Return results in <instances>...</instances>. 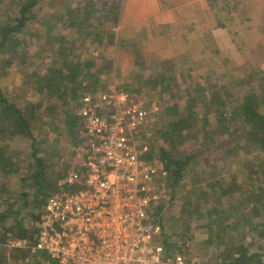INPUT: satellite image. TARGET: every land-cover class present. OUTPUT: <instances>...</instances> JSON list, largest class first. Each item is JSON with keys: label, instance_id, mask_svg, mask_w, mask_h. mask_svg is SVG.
Instances as JSON below:
<instances>
[{"label": "rangeland", "instance_id": "374dc122", "mask_svg": "<svg viewBox=\"0 0 264 264\" xmlns=\"http://www.w3.org/2000/svg\"><path fill=\"white\" fill-rule=\"evenodd\" d=\"M15 1L0 0V21L6 18L7 11H14ZM99 1L38 0L30 10L33 20L29 21V31L17 35L21 43L17 48V59L12 64L5 63L0 82L5 94L21 106L28 103L37 107V116L33 117L34 113L29 110L26 115L32 120L37 136L34 144L40 149L38 155L47 158L50 180L63 171L68 174L83 160L81 148L87 141L84 131L76 127L78 130L73 132L65 123L66 112L82 105H76L79 97L74 99L79 93L86 94L79 85L99 95L123 90L134 101L141 102L148 110L143 139L150 146V151L142 158L161 161L157 149L153 151L151 145L153 138L164 144L159 133L160 117L166 106L179 101L173 94L183 93L186 87L191 90V84L203 82L210 70L213 82L230 86L234 96L241 97L248 87L240 84L239 79L250 69H264V0H104L107 3L103 4ZM67 48L71 49V54ZM87 60L94 64L83 68L80 64ZM71 69L73 79L65 78L67 86L63 84L59 91H40L38 80L33 78L35 74L42 78H60V70L62 74H68ZM164 79V83H172L169 87L172 92L160 93L146 84V80L160 83ZM231 107H226L227 115L234 109ZM198 111L203 112L201 105ZM214 118H210V131L216 123ZM193 122V128L200 127L199 120ZM11 128L9 122L0 125V144L14 155L18 169L5 175L0 171V211L22 209L24 213L31 210L36 192L34 146L31 139L12 133ZM191 129L187 128L185 132L194 133ZM198 134L188 137L179 149L188 154L193 152L194 147L198 148ZM219 154L220 149L212 152L208 161L198 159L195 163L194 160L185 178L176 186L159 179L165 196L158 199L155 208L161 207L159 219H163L160 220L165 230L163 241L168 251L183 255L187 264L228 261L231 245L246 247L248 257L255 253L252 264H264V238L258 231L250 232L249 226L237 225L230 218V214L241 208L234 211L229 207L231 213L220 223L228 226L225 235L229 236L222 233L219 243L210 239L215 217L210 214V208L217 207L218 202L209 198L215 189L210 183H220L224 179L229 182L230 174L235 172L237 176L245 163L236 159L238 155H232L228 163H224ZM226 166L231 170L222 171ZM239 175L243 179L247 177L241 171ZM259 176L264 178V173ZM60 181L57 190L64 189ZM43 186L45 190V181ZM51 188L48 187L47 194ZM246 195L247 192H240L237 202L243 204ZM222 201L227 203L225 197ZM14 219L9 216L0 221L1 251L10 253L17 242L24 240L16 236L18 228ZM31 221L26 214L25 224L29 225ZM30 247L33 252H38L33 245ZM9 260L10 264H15L11 258ZM40 264L49 263L43 261Z\"/></svg>", "mask_w": 264, "mask_h": 264}, {"label": "trees", "instance_id": "16d2710c", "mask_svg": "<svg viewBox=\"0 0 264 264\" xmlns=\"http://www.w3.org/2000/svg\"><path fill=\"white\" fill-rule=\"evenodd\" d=\"M82 1L91 2L94 0ZM37 2L38 0H16L14 11L12 13L7 11L6 18L0 21V82L2 75L5 73V63L12 64L13 61L17 59V48L21 45L17 40V35L29 31V21L33 20L32 11L30 10L35 7ZM105 2L106 1L100 0L99 4ZM225 26L226 24H224V27ZM60 49L61 48H59V50ZM67 50H69L68 52L70 53L71 49L67 48ZM4 55H8L11 58H5ZM2 56L4 58H1ZM67 63L73 64L71 61ZM92 64H94L93 61L87 60L80 65H83L84 68ZM210 73L209 70L208 76L203 82H198L195 86H193L192 83L191 90L189 87H186L183 93H181L182 90L179 89L178 91L181 94H173L179 101L176 100L174 103L166 106L160 117L162 118V124L159 133L163 138L164 144L161 145L159 139L153 138L151 146L153 151L157 149V156L168 170V177L166 180L172 182V186H176L182 182L194 160L195 163L198 159L200 161H205L211 157L212 152L219 149L220 159L224 160V163H228L232 155H238L236 159L240 162L242 161V163L243 161L245 162L242 164V169L239 171H241L242 174L246 173L247 177H245V179L241 178L238 171L237 176L235 172L230 174L231 179L229 182L224 179L223 182L220 183H210V187H215V189L211 191L213 195L209 196V198L211 197L218 200L217 207L210 208V214L215 215L213 219L214 228L212 229V237L210 236V239H214L219 243L222 233H224V236H229L225 235V230H228V226H222L220 224L223 222L222 220H224L226 215L231 213L229 207L234 211H236L237 208H241L233 214H230L233 223L237 225L241 223V226L247 225L249 226L250 232L254 230L258 231L259 236L264 238V181L261 183V180H264V178L259 176L260 173H264V69L256 67L250 69L249 72L244 75V78L239 79L240 84H245L248 87L241 97H235L234 90L230 88V86L220 85L219 82H213L212 74L210 75ZM73 74L74 71H72V69L68 74H62L60 70V78H42L41 76L37 77L36 74L33 78L36 79V81L38 80L40 91L44 92L45 90L54 92L59 91L63 86L65 78L69 80L73 79ZM162 76L165 78L167 74H162ZM164 81L165 79L158 83L156 80H146V84H149L152 89L160 93L164 91L172 92L169 90L172 83L168 81L164 83ZM64 85L67 86V84ZM79 86L80 89L83 90L82 93L90 92L86 90V86ZM85 90L87 92H85ZM185 95H188L187 98H185ZM60 96L62 97L64 94ZM74 97L75 100L79 97V101L76 103V105H78L81 102L83 94L79 93L78 96ZM27 104L21 106L16 103L11 97L5 94L2 84L0 83V125L2 127L4 122H9L12 127V133L32 140L31 144L34 146L32 156L35 161L33 178L36 183L33 206L29 212H27V210L24 212L31 217V223L29 225L25 224L26 214L23 215L22 209H17L15 211H0V221L2 222L7 217L13 216L18 228L16 236L29 241L30 244L33 245L35 243V236L38 233V227H36L35 222L40 218L42 205L51 191L57 190V187L60 188L58 185L59 180L64 179L67 174L63 171L55 179L50 180L47 172V158L38 155L40 149L34 144V142H37V136L34 132L32 120H29L26 115L29 110L32 114L34 113L33 117L37 116V107H31L30 104ZM199 105L203 107V112L198 111ZM229 105H232L231 109H234L230 115H227L226 107ZM201 113H203L202 116H200ZM211 116L216 117V119L214 118L216 123H214V125L212 124V130L210 131ZM197 120L201 122V125L200 127L197 126L193 128V121ZM65 123L68 124L73 132L77 131L78 128L84 131L83 122L77 115L75 108L66 112ZM187 128H192L191 130H194V133L190 135L187 134L185 132ZM5 129L6 127H4L3 130ZM196 134H198L197 142H199V144H196L198 148L194 147L193 152L190 151L189 154L179 149L180 144L188 137H192V135ZM0 135H2L1 131ZM180 139L182 140L181 143ZM82 140H84V138ZM234 160L235 159H232V161ZM14 165L16 168H14ZM14 169L15 171L18 169L17 162H14V155L8 153L6 148L0 144V171H3L5 175ZM229 169L230 166H226L222 171ZM215 180L217 181V179ZM44 181L47 183L45 190L43 188ZM49 186L53 188H51V191L47 194L46 191ZM240 192H247L245 196L246 201L252 202V204L246 201L243 202V204L237 202L240 199L238 198L237 200ZM206 193H208L207 190ZM224 197L227 200L226 204L222 201ZM160 210L161 207L155 208L152 215L156 221L161 223L163 219H159ZM244 215L247 216L245 217ZM30 244L27 243L25 246L13 247L10 249V253L5 250H0V264H10L9 258H11L13 262L15 261V264H40V262L43 261L49 264H61L46 252H33ZM228 249H230L228 252L230 260L227 261L223 259L220 264H252L251 262L253 261H251V259L255 256V253L248 257L246 254L247 248L243 245H231ZM234 255L236 256L233 258ZM38 256L40 257L38 258ZM257 257L259 258L260 255H257ZM255 264H258V262H255Z\"/></svg>", "mask_w": 264, "mask_h": 264}, {"label": "built area", "instance_id": "2783aa9c", "mask_svg": "<svg viewBox=\"0 0 264 264\" xmlns=\"http://www.w3.org/2000/svg\"><path fill=\"white\" fill-rule=\"evenodd\" d=\"M80 105L83 160L42 206L35 251L61 264H187L168 251L164 227L152 215L168 170L142 158L150 151L146 107L123 90L87 92Z\"/></svg>", "mask_w": 264, "mask_h": 264}, {"label": "crops", "instance_id": "0c3cea01", "mask_svg": "<svg viewBox=\"0 0 264 264\" xmlns=\"http://www.w3.org/2000/svg\"><path fill=\"white\" fill-rule=\"evenodd\" d=\"M102 1H104V0H102ZM124 12H125V10H123V13H122V15L124 14V16H125V13H124Z\"/></svg>", "mask_w": 264, "mask_h": 264}]
</instances>
